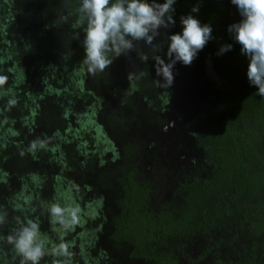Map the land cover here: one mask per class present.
<instances>
[{"label": "trees", "instance_id": "1", "mask_svg": "<svg viewBox=\"0 0 264 264\" xmlns=\"http://www.w3.org/2000/svg\"><path fill=\"white\" fill-rule=\"evenodd\" d=\"M78 3L0 0V75L7 77L0 88V214L6 213L0 264H20L6 237L21 224H39L49 244L54 236H69L60 227L54 233L48 212L53 203L81 210L76 238L84 240L71 264H119L121 258L138 264H264V98L249 85L248 59L227 32L242 19L236 7L230 0H176V23L161 30L159 55L164 58L167 36L181 32L184 15L210 24L213 39L190 66H174L177 88H163L143 44L146 63L132 53L104 73L88 75L80 40L73 38ZM197 4L199 12L192 13ZM61 16L67 17L63 24ZM78 31L82 39L83 29ZM225 44L232 50L217 55ZM198 64L210 70L204 69L199 83L191 75ZM184 67L192 86L183 80ZM129 72L144 75L128 80ZM179 94L198 108L188 107L194 113L185 129L193 140L191 164L161 203L153 183L138 177L129 133L143 125V105L162 113L165 96ZM128 107L132 113L126 115ZM16 113L18 120L11 118ZM114 160L109 183L115 163H108ZM75 176L85 182L76 184ZM89 189L93 202L83 210L75 199L90 196ZM103 190L106 195L97 194ZM57 259L49 254L40 264Z\"/></svg>", "mask_w": 264, "mask_h": 264}, {"label": "clouds", "instance_id": "2", "mask_svg": "<svg viewBox=\"0 0 264 264\" xmlns=\"http://www.w3.org/2000/svg\"><path fill=\"white\" fill-rule=\"evenodd\" d=\"M176 0H79L76 8L75 29L73 38L80 40L83 48L82 63L88 75L108 70L113 62L121 57L128 58L136 53L142 63L149 60L147 52L141 44L153 55L155 72L161 77V87L169 88L174 82L173 68L179 62L190 66L198 57L200 51L213 39L210 24H202L199 19L188 14L180 17L182 30L167 36V50L164 58L159 55L163 44L158 42L161 30H167L175 25L174 4ZM236 7L241 20L228 25L227 32L234 42L240 45V53L247 57V81L255 86L256 95L264 98V0H230ZM192 13L199 12V5L193 6ZM66 16H61L63 24ZM83 29L80 39L78 29ZM232 50V44L222 45L217 55ZM144 73L129 72L128 80L139 79ZM7 81L0 75V88ZM9 105H15V100H9ZM33 149L36 144L33 143ZM80 208L68 204L61 206L53 203L48 209L51 223L58 225L62 232L67 233L80 223ZM6 213L0 214V224L5 222ZM20 264H40L46 255H54L56 264H71L74 253L67 243H60L49 251V242L43 238L39 224L29 221L21 224L12 234L6 237Z\"/></svg>", "mask_w": 264, "mask_h": 264}, {"label": "rangeland", "instance_id": "3", "mask_svg": "<svg viewBox=\"0 0 264 264\" xmlns=\"http://www.w3.org/2000/svg\"><path fill=\"white\" fill-rule=\"evenodd\" d=\"M143 51L146 52V50L143 48ZM138 57V56H137ZM209 72V68H204L202 65L198 64L196 70L194 73H192L193 81L201 82L203 78V71ZM184 76L183 80L188 86H192L193 82L188 80L187 77V71L184 68H182ZM174 74V72H173ZM152 80V79H151ZM160 85V84H159ZM171 86H174L175 88L178 87L177 81H175V75H174V82ZM160 88V87H158ZM164 88V87H163ZM160 88L162 92L166 91L165 89ZM168 100L166 103V109L162 111V113L152 112L150 108L145 104L142 106L143 111H146L148 113L147 117L143 121V125L138 128L137 131L133 132V134L130 132L129 137L133 136V140L135 142V148L133 156V160L135 161L133 164L134 168L137 170L138 177L140 178H147L153 183V187L159 191L161 194L159 201L161 203L166 202L167 198L169 197V190L173 187V182L175 181V178L177 175H179L182 171H186L190 163V157L191 155L188 152V149L191 148L193 145L192 138L188 135V133L185 132L186 129V123L188 122V117L192 115L191 113L194 110H197L198 108H193L194 103L189 102V97L186 94H179L174 96H165ZM138 98V97H137ZM188 107H192L193 111L189 109ZM156 111V110H155ZM126 115H129L132 113L131 107L126 108V111L124 112ZM194 113V112H193ZM3 116H6V114H3ZM10 117V115H7ZM17 113L15 115H12L11 118L17 119ZM147 120V122H146ZM15 127H18V124L15 122ZM17 136L14 135V139ZM153 144V145H151ZM158 144L160 147L157 151L154 149V145ZM151 146V147H150ZM28 147V145H27ZM115 163V164H114ZM108 164H114L109 168L110 177H108V182L110 183V180L112 179L111 176L114 175V173L111 171V169H117L116 167V161H110ZM107 165V164H106ZM105 165V166H106ZM19 170H25L23 166L18 165ZM116 167V168H115ZM104 171H106V167H104ZM107 172V171H106ZM111 178V179H110ZM80 181H82L78 176H75V183L78 184ZM95 180H93V177H91L90 182L94 183ZM85 182V181H82ZM48 183V182H47ZM104 191V190H103ZM50 192V191H49ZM89 193V194H88ZM92 192L90 194V189L87 192V195H90L88 197H79V199H75L79 202L80 207L83 208V210H86L85 207H89V204L93 202V199L89 198L92 197ZM97 194H104L106 195V191L102 192L99 191ZM84 206H83V203ZM42 207L46 208L47 205L45 203V200L43 199L41 201ZM89 209V208H87ZM56 227L54 229V233L59 227L58 225H55ZM77 225L71 230V232L65 235H60L58 238L55 237V241L52 244H48V246H51V250L54 249L58 244L65 243L66 237L68 238L67 241H71L70 243L67 242L69 245L70 250L74 254L79 253L78 249V242H83L84 237H82V240H79V238H76V235L79 230ZM54 240V239H53ZM101 244L104 243V241H100ZM195 250V247H193ZM114 255L121 256L118 252H114ZM117 259V258H114ZM138 264L134 262H128L121 258L119 260V264ZM73 263V262H72Z\"/></svg>", "mask_w": 264, "mask_h": 264}, {"label": "flooded vegetation", "instance_id": "4", "mask_svg": "<svg viewBox=\"0 0 264 264\" xmlns=\"http://www.w3.org/2000/svg\"><path fill=\"white\" fill-rule=\"evenodd\" d=\"M83 109H85V108L83 107Z\"/></svg>", "mask_w": 264, "mask_h": 264}]
</instances>
